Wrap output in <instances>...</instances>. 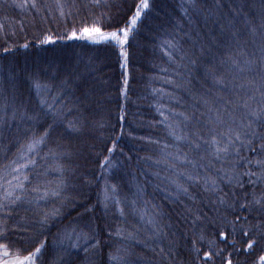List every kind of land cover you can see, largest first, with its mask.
I'll use <instances>...</instances> for the list:
<instances>
[{
  "label": "snow or ice",
  "instance_id": "1",
  "mask_svg": "<svg viewBox=\"0 0 264 264\" xmlns=\"http://www.w3.org/2000/svg\"><path fill=\"white\" fill-rule=\"evenodd\" d=\"M151 7L0 0V264H264V0H179L148 77L163 85L151 89L161 118L151 126L163 137L127 133L146 152L135 155L131 198L111 182L133 160L118 147L135 78L129 49ZM78 40L116 54L119 132L103 118L111 91L90 82L92 57L68 43ZM20 49L48 55L20 66L9 59ZM106 132L100 159L95 141ZM93 156L101 171L89 179L80 169ZM100 181L93 203L83 189ZM149 187L190 225L187 237L177 239L172 212L147 198Z\"/></svg>",
  "mask_w": 264,
  "mask_h": 264
},
{
  "label": "trees",
  "instance_id": "2",
  "mask_svg": "<svg viewBox=\"0 0 264 264\" xmlns=\"http://www.w3.org/2000/svg\"><path fill=\"white\" fill-rule=\"evenodd\" d=\"M178 2L179 0H150V4H152V7L146 15L144 22L140 27L139 33L132 39L131 48L129 49L131 53V61L129 67L135 78L131 81V90L129 92L131 101L127 104V109L130 115L128 116L125 123V135L121 138L118 147L123 148L126 155L133 156V160L127 162L124 168L114 170L113 173H111L113 177L111 182H119L121 184L122 192L128 194L130 198L131 194L128 191V186L130 183L134 185L133 176L131 174L139 175L138 168L135 162V155L139 153L140 156H144L146 155V152L141 150V142L131 139L127 135V133L131 132L133 137L153 136L155 138L157 134L163 137L165 131L163 127L151 126L153 122L161 119L158 112L153 107V105L157 104L159 98L157 97L156 99H153L151 89L160 88L163 85L157 82L149 87L148 77L155 74L152 70V65L163 62V57L159 50L155 47V44L161 34L162 26H167L172 18L178 16ZM17 11L19 10H10L8 14L11 17H13L14 15V18L16 20H19L21 19L22 14ZM4 14L5 13L3 12V10L0 9V17H2ZM68 43L71 44L72 47L76 49V51L82 52L85 58L92 57L96 71L90 78V82L95 86L96 89L108 88L113 96V100L110 105L112 110L111 115L109 116L107 114H104L103 118L109 121L111 124L117 125V103L115 99L116 85L118 78L121 75L122 69H120L119 65L116 62V54L107 50L102 45H94L87 40L71 41ZM47 55L48 53L41 52L40 49H20L19 52L15 53L14 57L10 56L9 59L14 58L20 66H23L26 62L30 63L32 58L35 56ZM56 55L63 57V54L60 52H57ZM63 58L67 59V57ZM0 63H4V61H0ZM185 100L187 101L188 98L185 97ZM166 101L167 98L165 97L164 102ZM116 130L117 132H119L118 125ZM107 134L108 133L106 132L104 140L95 141L97 145L96 151L102 153L100 159H103V155H107V153L104 152ZM12 151L14 153L15 148H13ZM117 157L123 159V157H119V153H117ZM80 171L89 179L98 176L101 170L99 169L97 158L93 156L87 163L83 165ZM141 179H143V177H141ZM72 183L77 186L78 190L80 189V182L78 179L73 180ZM102 185L103 181H100L99 186L94 183L91 187L83 189L84 195L87 196V198L93 203H95L97 199V192L99 191V187ZM148 192V199H154L155 202L162 205L165 211L172 212V215L174 217L173 222L175 224L174 230L177 231V239L181 238V232H183L185 237H187L190 234V225H188L187 223H180L175 220V212L169 208L168 203L163 199V193L154 191L151 187H149ZM83 198V196H78V199ZM204 211L207 212V209H204ZM75 214L76 213H73V216ZM97 215H103L102 210L99 208L97 209ZM209 215H211V213H209ZM110 222H112L113 224L120 223L119 220L111 221V219ZM63 223L67 224L68 220H64ZM56 230V228L51 229L53 233H55ZM212 238L219 239L216 236H213ZM49 239H51V237H49ZM229 240H231V237H229ZM220 247L223 248L225 247V245L221 243ZM203 250L207 249L202 247V251ZM225 255H227V253H225ZM49 259L52 258L49 257ZM217 264H219V260L217 261Z\"/></svg>",
  "mask_w": 264,
  "mask_h": 264
},
{
  "label": "rangeland",
  "instance_id": "3",
  "mask_svg": "<svg viewBox=\"0 0 264 264\" xmlns=\"http://www.w3.org/2000/svg\"><path fill=\"white\" fill-rule=\"evenodd\" d=\"M17 12H20V10L19 11H17ZM16 19L14 18V15H13V21H15Z\"/></svg>",
  "mask_w": 264,
  "mask_h": 264
}]
</instances>
